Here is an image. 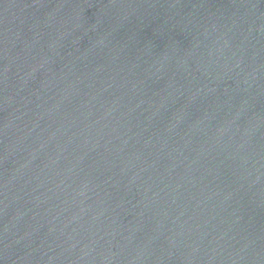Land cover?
<instances>
[{
    "label": "water",
    "instance_id": "95a60500",
    "mask_svg": "<svg viewBox=\"0 0 264 264\" xmlns=\"http://www.w3.org/2000/svg\"><path fill=\"white\" fill-rule=\"evenodd\" d=\"M264 264V0H0Z\"/></svg>",
    "mask_w": 264,
    "mask_h": 264
}]
</instances>
